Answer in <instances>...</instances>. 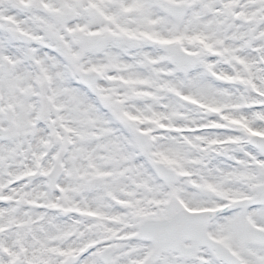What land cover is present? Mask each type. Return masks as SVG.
Here are the masks:
<instances>
[{"label": "snow or ice", "instance_id": "6c2138e0", "mask_svg": "<svg viewBox=\"0 0 264 264\" xmlns=\"http://www.w3.org/2000/svg\"><path fill=\"white\" fill-rule=\"evenodd\" d=\"M0 264H264V0H0Z\"/></svg>", "mask_w": 264, "mask_h": 264}]
</instances>
